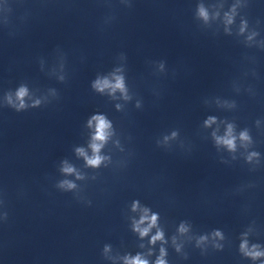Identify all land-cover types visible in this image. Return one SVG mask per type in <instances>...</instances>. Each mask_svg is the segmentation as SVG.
<instances>
[{
  "label": "clouds",
  "instance_id": "clouds-1",
  "mask_svg": "<svg viewBox=\"0 0 264 264\" xmlns=\"http://www.w3.org/2000/svg\"><path fill=\"white\" fill-rule=\"evenodd\" d=\"M200 15L204 17L205 19L207 18V12L203 7L200 8ZM232 22V17L227 16V23ZM243 31V28L241 29ZM93 87L100 91L103 92L105 89H110L112 93H114L117 89H119L121 92H124V85H123V80L121 77H116L115 78V83H111L108 79H103V80H96ZM27 95V89L24 87H21L17 93H16V98L19 101V108L25 107L24 105V97ZM9 103H11V98L9 97ZM36 105L39 104V101L35 102ZM35 106V105H34ZM215 118L210 117L208 121H206V125H210L211 123L214 122ZM93 122H95V135L93 136V143L91 144V148L93 150V156L91 158L87 157L82 149H78V152L81 155H85V159L87 160V163L90 166H98L101 161L104 159L100 155H98L103 143L107 139V136L109 135L108 129L110 128V123L106 120V118L103 115H95L92 117L91 120H89V126L91 127L93 125ZM175 135V134H174ZM235 139L236 137L233 136V129L232 126L229 125L226 135L224 137H216L217 143L223 144L227 146L230 150L235 149ZM240 139L243 141L249 140V136L247 132H242L240 134ZM255 155V154H253ZM64 171L66 172H72L73 169L71 168H65ZM68 187H73V185L68 184ZM136 205H134L135 209ZM157 217L155 215L149 217L147 215V210H145V215L141 217V220L137 222L134 227L136 231H139L140 235L143 237L148 234L149 230L156 224ZM145 221L148 222V226L141 228V224L145 223ZM181 231H185L183 226L181 227ZM216 235H220L219 233H216ZM163 238V233L162 232H157L155 236L152 237L151 242L155 243L157 240H162ZM203 239V238H202ZM256 246H253L252 250L247 249V244L246 242L241 244V250L245 253V255L251 256L253 259L264 255V253H261L259 251L255 250ZM166 255L164 249H161V255L157 259L156 264H166V261L164 260V256ZM125 264H148V261L145 259H142L139 255H137L134 258H125Z\"/></svg>",
  "mask_w": 264,
  "mask_h": 264
}]
</instances>
